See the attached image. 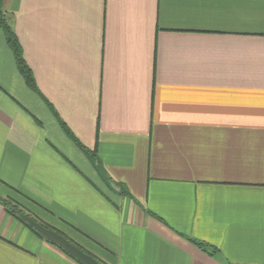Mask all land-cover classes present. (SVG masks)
<instances>
[{"label":"crops","instance_id":"1","mask_svg":"<svg viewBox=\"0 0 264 264\" xmlns=\"http://www.w3.org/2000/svg\"><path fill=\"white\" fill-rule=\"evenodd\" d=\"M1 6V199L102 264H264V0ZM29 226L0 264H81Z\"/></svg>","mask_w":264,"mask_h":264},{"label":"trees","instance_id":"2","mask_svg":"<svg viewBox=\"0 0 264 264\" xmlns=\"http://www.w3.org/2000/svg\"><path fill=\"white\" fill-rule=\"evenodd\" d=\"M0 28H1L2 32H3V35H4V38H5L6 43L8 44V46L11 48V50L13 52V55H14V58H15V61H16V65H17V68H18L19 72L22 74V76H23L25 82L27 83V85L30 88L37 90L36 85H35V82H34L33 75L31 73V70H30V68L28 67V65L26 64V62H25V60L23 58L22 48H21V46H20V44L18 42L17 36H16V34H15L13 28H12V25L10 24V22H9V20H8L6 14H5V12L2 9L1 0H0ZM59 122H60L61 126L63 127V129L68 134H70V132H69L68 128L65 126V124L61 120H59ZM85 151H87V150H85ZM90 157L91 158L94 157V154L93 153H90ZM0 201L2 202L3 206L5 207V209L9 213L15 215L16 217H19L18 216V213L21 212V210L17 207L16 204H12L7 199H1L0 198ZM29 227L33 231H35L37 233V231L35 230V228H33L31 226H29ZM37 234H39V233H37ZM193 242L195 244H197L199 247H201L203 249H206V247H205V245L203 243L195 242V241H193Z\"/></svg>","mask_w":264,"mask_h":264},{"label":"water","instance_id":"3","mask_svg":"<svg viewBox=\"0 0 264 264\" xmlns=\"http://www.w3.org/2000/svg\"><path fill=\"white\" fill-rule=\"evenodd\" d=\"M21 219L25 220L30 226L35 228V230L41 234L46 240L60 246L65 252H67L71 257L76 259L81 264H102L95 257L91 256L87 252L83 251L79 247L71 243L67 238L58 232L43 226L36 220L24 213H19Z\"/></svg>","mask_w":264,"mask_h":264}]
</instances>
